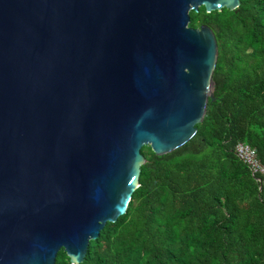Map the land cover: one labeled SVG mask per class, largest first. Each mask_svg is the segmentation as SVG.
<instances>
[{
	"label": "water",
	"instance_id": "water-1",
	"mask_svg": "<svg viewBox=\"0 0 264 264\" xmlns=\"http://www.w3.org/2000/svg\"><path fill=\"white\" fill-rule=\"evenodd\" d=\"M240 0H0V264L83 261L127 211L141 152L214 99L218 46L190 10Z\"/></svg>",
	"mask_w": 264,
	"mask_h": 264
},
{
	"label": "trees",
	"instance_id": "trees-1",
	"mask_svg": "<svg viewBox=\"0 0 264 264\" xmlns=\"http://www.w3.org/2000/svg\"><path fill=\"white\" fill-rule=\"evenodd\" d=\"M189 14L217 41L214 99L185 144L162 155L141 148L127 211L77 264H264V190L235 153L247 142L264 163V0ZM55 264H72L63 248Z\"/></svg>",
	"mask_w": 264,
	"mask_h": 264
},
{
	"label": "built area",
	"instance_id": "built-area-1",
	"mask_svg": "<svg viewBox=\"0 0 264 264\" xmlns=\"http://www.w3.org/2000/svg\"><path fill=\"white\" fill-rule=\"evenodd\" d=\"M235 153L248 166L251 173L257 177L260 189L264 190V163L261 162L256 149L249 143L240 141L235 146Z\"/></svg>",
	"mask_w": 264,
	"mask_h": 264
}]
</instances>
